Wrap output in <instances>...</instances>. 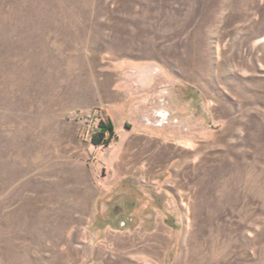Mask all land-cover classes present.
Returning <instances> with one entry per match:
<instances>
[{"label": "rangeland", "instance_id": "obj_1", "mask_svg": "<svg viewBox=\"0 0 264 264\" xmlns=\"http://www.w3.org/2000/svg\"><path fill=\"white\" fill-rule=\"evenodd\" d=\"M0 264H264V0H0Z\"/></svg>", "mask_w": 264, "mask_h": 264}, {"label": "trees", "instance_id": "obj_2", "mask_svg": "<svg viewBox=\"0 0 264 264\" xmlns=\"http://www.w3.org/2000/svg\"><path fill=\"white\" fill-rule=\"evenodd\" d=\"M114 127L112 122L101 121L99 123L97 131L92 136L93 144L99 146L103 144H109L114 136Z\"/></svg>", "mask_w": 264, "mask_h": 264}]
</instances>
